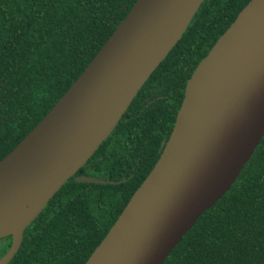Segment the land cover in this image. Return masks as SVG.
<instances>
[{
  "label": "trees",
  "instance_id": "obj_1",
  "mask_svg": "<svg viewBox=\"0 0 264 264\" xmlns=\"http://www.w3.org/2000/svg\"><path fill=\"white\" fill-rule=\"evenodd\" d=\"M137 0H0V161L85 70ZM250 0H203L112 133L25 228L6 264H85L155 166L197 65ZM79 176L107 180H78ZM12 235L0 238V259ZM162 264H264V136Z\"/></svg>",
  "mask_w": 264,
  "mask_h": 264
},
{
  "label": "water",
  "instance_id": "obj_2",
  "mask_svg": "<svg viewBox=\"0 0 264 264\" xmlns=\"http://www.w3.org/2000/svg\"><path fill=\"white\" fill-rule=\"evenodd\" d=\"M203 0H137L85 70L38 125L0 161V181L52 192L23 228L21 241L0 259L6 264L19 249L25 228L54 194L112 133L141 86L181 38ZM250 2L221 35L187 82L176 123L161 156L85 264H162L198 218L225 195L264 136V53L247 38L254 9ZM192 11L174 44L144 78L120 112L103 96V79L131 42L151 28H171L158 16ZM63 101L65 103H63ZM85 119L78 121L92 139L45 163L11 165L14 150L56 107ZM228 145V159L218 165L217 148ZM78 180H107L79 176ZM12 235L1 234L0 238ZM13 237V235H12Z\"/></svg>",
  "mask_w": 264,
  "mask_h": 264
},
{
  "label": "bare ground",
  "instance_id": "obj_3",
  "mask_svg": "<svg viewBox=\"0 0 264 264\" xmlns=\"http://www.w3.org/2000/svg\"><path fill=\"white\" fill-rule=\"evenodd\" d=\"M191 13L183 9L158 16L172 27L147 30L145 38L131 42L120 54L103 79V96L114 112H120L126 106L144 78L174 44ZM246 36L258 52L264 53V0H260L254 9ZM78 114L76 109L73 113L62 112L59 106L52 110L14 150L9 159L11 165L56 160L91 140L92 134L78 123L79 120L86 122L83 118L78 119ZM226 146L217 148L220 154L218 165H223L228 159ZM52 192L39 191L10 180L0 181V235L12 234L17 248L23 228L40 211Z\"/></svg>",
  "mask_w": 264,
  "mask_h": 264
}]
</instances>
